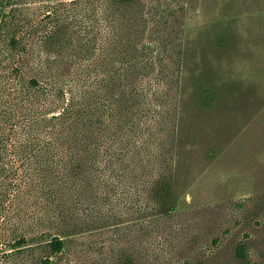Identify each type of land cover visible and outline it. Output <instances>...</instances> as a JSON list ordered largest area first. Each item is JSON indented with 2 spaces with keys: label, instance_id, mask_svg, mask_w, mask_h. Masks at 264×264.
<instances>
[{
  "label": "trees",
  "instance_id": "16d2710c",
  "mask_svg": "<svg viewBox=\"0 0 264 264\" xmlns=\"http://www.w3.org/2000/svg\"><path fill=\"white\" fill-rule=\"evenodd\" d=\"M54 1L36 8L32 0H0V66L8 73L0 74V219L14 228L13 253L39 243L41 264L67 247L63 194L79 183L89 188L96 181L105 188L97 187L96 200L109 202L106 189L119 194L126 180L131 190L141 180L158 205L166 203L170 177L153 173L164 161L170 168L172 150L159 125L179 78L172 64L174 0ZM37 10L44 12L40 20ZM84 60L94 66L99 89L76 91V77L66 78L63 63ZM32 64L44 86L26 78ZM47 223L54 233L41 230ZM236 254L247 259L244 244Z\"/></svg>",
  "mask_w": 264,
  "mask_h": 264
},
{
  "label": "rangeland",
  "instance_id": "374dc122",
  "mask_svg": "<svg viewBox=\"0 0 264 264\" xmlns=\"http://www.w3.org/2000/svg\"><path fill=\"white\" fill-rule=\"evenodd\" d=\"M173 9L179 78L159 125L172 155L170 168L164 161L153 173L170 177L171 193L158 205L141 180L132 190L126 180L119 194L106 189L108 202L96 200L97 187L105 189L96 181L89 188L79 183L63 194L71 223L61 231L67 247L52 264H264V0H174ZM37 11L40 20L44 12ZM77 63L62 65L66 78L76 77L75 90L99 89L94 66ZM39 71L32 64L26 78L44 86ZM41 230L55 232L49 223ZM13 231L0 219V264H41L39 243L13 253ZM240 244L246 260L236 254Z\"/></svg>",
  "mask_w": 264,
  "mask_h": 264
}]
</instances>
